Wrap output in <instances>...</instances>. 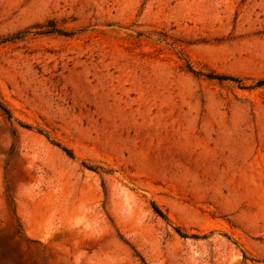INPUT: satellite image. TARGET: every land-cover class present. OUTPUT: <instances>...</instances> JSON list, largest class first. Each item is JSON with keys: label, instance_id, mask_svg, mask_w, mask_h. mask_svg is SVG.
<instances>
[{"label": "rangeland", "instance_id": "374dc122", "mask_svg": "<svg viewBox=\"0 0 264 264\" xmlns=\"http://www.w3.org/2000/svg\"><path fill=\"white\" fill-rule=\"evenodd\" d=\"M261 80L264 0H0V264H264Z\"/></svg>", "mask_w": 264, "mask_h": 264}, {"label": "trees", "instance_id": "16d2710c", "mask_svg": "<svg viewBox=\"0 0 264 264\" xmlns=\"http://www.w3.org/2000/svg\"><path fill=\"white\" fill-rule=\"evenodd\" d=\"M208 77H210V78H214V79H218V80H225V79H230V80H232L231 77H228V76H225V75H214V74H211V75H208ZM260 84H264V80L258 81V85H260ZM0 106H1V105H0ZM2 108H3V107H2ZM3 110L6 112V114L8 115V117H10V114H9V112L7 111V109L3 108ZM62 149L68 154V156H70V157L72 156V153H71L70 150H68V149H66V148H64V147H62ZM153 208H154L155 212H156L158 215L164 217V215L161 213V211H160L156 206H153Z\"/></svg>", "mask_w": 264, "mask_h": 264}]
</instances>
